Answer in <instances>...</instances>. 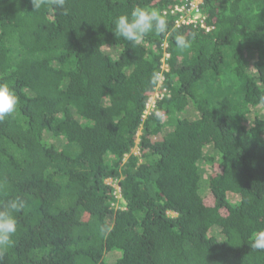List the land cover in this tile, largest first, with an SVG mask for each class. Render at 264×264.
I'll list each match as a JSON object with an SVG mask.
<instances>
[{"label":"trees","instance_id":"trees-1","mask_svg":"<svg viewBox=\"0 0 264 264\" xmlns=\"http://www.w3.org/2000/svg\"><path fill=\"white\" fill-rule=\"evenodd\" d=\"M137 5L169 31L115 36ZM198 7L205 27L187 0H0V82L19 98L0 204L26 205L0 264H264V0Z\"/></svg>","mask_w":264,"mask_h":264},{"label":"clouds","instance_id":"clouds-1","mask_svg":"<svg viewBox=\"0 0 264 264\" xmlns=\"http://www.w3.org/2000/svg\"><path fill=\"white\" fill-rule=\"evenodd\" d=\"M45 3L57 10H64V14H67L66 0H31L32 8L36 10ZM113 24L115 36L137 45L150 33L165 34L169 31L168 21L160 10L140 5L133 7L128 13L118 15ZM174 36L175 44L180 50L190 49L196 39L195 33H176ZM156 75L153 73L150 83L155 84ZM18 99L15 90L8 83L0 82V121L16 111ZM25 206V201L18 196L0 204V250L13 245L18 225L16 213L21 212ZM252 247L264 249V235H257Z\"/></svg>","mask_w":264,"mask_h":264},{"label":"built area","instance_id":"built-area-1","mask_svg":"<svg viewBox=\"0 0 264 264\" xmlns=\"http://www.w3.org/2000/svg\"><path fill=\"white\" fill-rule=\"evenodd\" d=\"M190 6V9L194 10L195 13L193 15H190L189 17H187L186 20H184L187 23H199L201 25V27H205V17H203V15L199 12V4H201L203 2V0H187ZM206 29H208L206 27ZM154 104V100L151 99L150 103L148 104V106H153Z\"/></svg>","mask_w":264,"mask_h":264},{"label":"rangeland","instance_id":"rangeland-1","mask_svg":"<svg viewBox=\"0 0 264 264\" xmlns=\"http://www.w3.org/2000/svg\"><path fill=\"white\" fill-rule=\"evenodd\" d=\"M134 150H135V151H137V149H136V148H135Z\"/></svg>","mask_w":264,"mask_h":264}]
</instances>
